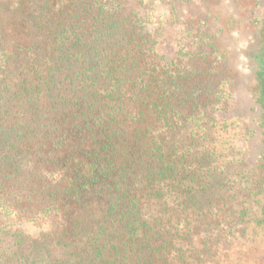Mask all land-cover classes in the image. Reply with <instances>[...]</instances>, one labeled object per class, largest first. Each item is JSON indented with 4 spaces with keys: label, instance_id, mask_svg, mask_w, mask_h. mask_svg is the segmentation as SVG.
I'll list each match as a JSON object with an SVG mask.
<instances>
[{
    "label": "trees",
    "instance_id": "obj_1",
    "mask_svg": "<svg viewBox=\"0 0 264 264\" xmlns=\"http://www.w3.org/2000/svg\"><path fill=\"white\" fill-rule=\"evenodd\" d=\"M221 4L0 0V264H264V0L248 74Z\"/></svg>",
    "mask_w": 264,
    "mask_h": 264
},
{
    "label": "rangeland",
    "instance_id": "obj_2",
    "mask_svg": "<svg viewBox=\"0 0 264 264\" xmlns=\"http://www.w3.org/2000/svg\"><path fill=\"white\" fill-rule=\"evenodd\" d=\"M236 1L237 0H222V4L220 5V7L224 6L226 12L228 14H231L237 21L233 29L229 32L223 31L222 36L225 38L226 49L231 55L232 67L242 74H248L249 63L247 58L243 55V51L253 37L255 30L252 29V24H250L248 20H244V16L249 15V12H245V10L248 9L247 7H241L238 10V14L244 11V15L242 16L239 14L241 17L238 16L237 8L235 7ZM153 16L152 17L154 18L155 23L161 27L158 31V34L160 35V37L158 36V40L161 41L163 37L171 36V39L173 38V41H175L177 38H180V36H182L180 28V26L182 25L181 21H171L170 15L167 12V8L165 6L159 5L157 7H154ZM166 26H168V31L165 30ZM182 41L183 38L180 39V42ZM235 96L236 109L243 111L254 106V103L252 102L248 91L245 90L244 87L239 88L236 91ZM31 229L34 230L35 227L32 226Z\"/></svg>",
    "mask_w": 264,
    "mask_h": 264
}]
</instances>
